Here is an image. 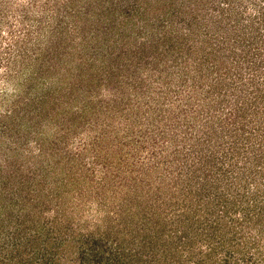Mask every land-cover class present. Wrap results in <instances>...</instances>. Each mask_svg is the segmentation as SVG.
<instances>
[{
	"label": "rangeland",
	"instance_id": "374dc122",
	"mask_svg": "<svg viewBox=\"0 0 264 264\" xmlns=\"http://www.w3.org/2000/svg\"><path fill=\"white\" fill-rule=\"evenodd\" d=\"M0 264H264V0H0Z\"/></svg>",
	"mask_w": 264,
	"mask_h": 264
}]
</instances>
